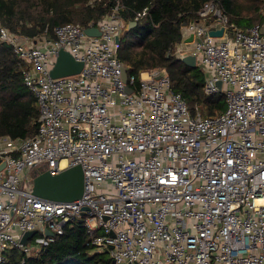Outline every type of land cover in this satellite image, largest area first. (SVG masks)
<instances>
[{"label":"built area","instance_id":"1","mask_svg":"<svg viewBox=\"0 0 264 264\" xmlns=\"http://www.w3.org/2000/svg\"><path fill=\"white\" fill-rule=\"evenodd\" d=\"M118 8L98 19L99 35L85 32L91 23L66 22L37 38L0 27L26 63L22 81L39 109L33 135H0V263L13 248L36 254L79 222L101 232L92 244L111 245L110 264H264V0L262 21L250 26L206 1L181 29L172 53L194 55L203 92L224 96L209 116L190 111L164 67L123 80ZM60 48L82 61L79 72L49 75ZM77 163L80 198L31 193L34 171Z\"/></svg>","mask_w":264,"mask_h":264},{"label":"trees","instance_id":"2","mask_svg":"<svg viewBox=\"0 0 264 264\" xmlns=\"http://www.w3.org/2000/svg\"><path fill=\"white\" fill-rule=\"evenodd\" d=\"M206 1L218 3L240 27L252 25L254 18L246 13L261 6V0H247L245 7L237 0H0V27L30 38L54 37L53 28L66 22L96 27L98 19L118 4L125 26L116 52L127 73L138 76L142 70L164 67L170 89L181 94L190 111L197 108L209 116L223 110V94H205L202 68L172 53L183 25L198 19L197 11ZM143 8L145 14L136 17ZM262 19L259 15L258 22ZM130 21L135 23L128 27ZM25 66L11 45L0 39V135L24 138L37 129V100L22 81ZM99 233H90L83 223L66 224L64 232L36 254L13 248L0 264H110L108 250L90 242Z\"/></svg>","mask_w":264,"mask_h":264},{"label":"water","instance_id":"3","mask_svg":"<svg viewBox=\"0 0 264 264\" xmlns=\"http://www.w3.org/2000/svg\"><path fill=\"white\" fill-rule=\"evenodd\" d=\"M135 22L130 21L128 27L133 25ZM85 32L90 35H99L100 31L97 27H89L85 29ZM211 35H221L222 28L216 30H210ZM192 35L185 38V41H190ZM116 42L119 43V36L115 38ZM181 60L191 66L196 64V59L194 55H186L181 58ZM82 61L76 60L72 54L60 48L56 55L54 64L49 70V75L51 77H59L64 75H71L80 71L82 67ZM122 78L124 81L127 79L126 67L122 66ZM221 82L217 81V86L220 87ZM127 92L131 91V88L125 86ZM3 164H0V168ZM84 189V176L81 164H73L71 166L65 167L57 173L52 174L48 170L34 171L32 175V186L31 193L37 197L46 198L56 201H72L81 197ZM87 209L86 206L82 208V214L85 213ZM80 222L83 218L78 219ZM36 230L27 231L22 237L23 244L26 243L27 239L32 236ZM47 234L51 232L49 230L45 231ZM111 248L108 246L107 250Z\"/></svg>","mask_w":264,"mask_h":264},{"label":"rangeland","instance_id":"4","mask_svg":"<svg viewBox=\"0 0 264 264\" xmlns=\"http://www.w3.org/2000/svg\"><path fill=\"white\" fill-rule=\"evenodd\" d=\"M238 1L242 2V4H243L242 7H245V4L247 3V0H237V2ZM259 8L257 10H252L250 13H246V15L253 16L254 20L252 21L253 22L252 24H255V23L258 22V16L261 15L260 12H259ZM23 175H24V173H23Z\"/></svg>","mask_w":264,"mask_h":264}]
</instances>
